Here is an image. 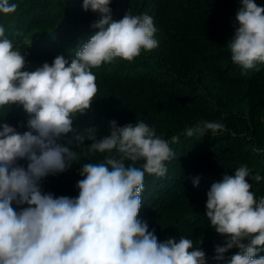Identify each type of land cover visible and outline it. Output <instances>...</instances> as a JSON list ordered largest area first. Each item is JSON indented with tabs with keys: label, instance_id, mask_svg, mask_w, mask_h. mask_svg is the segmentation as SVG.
<instances>
[{
	"label": "clouds",
	"instance_id": "clouds-1",
	"mask_svg": "<svg viewBox=\"0 0 264 264\" xmlns=\"http://www.w3.org/2000/svg\"><path fill=\"white\" fill-rule=\"evenodd\" d=\"M111 3L82 0L85 12L99 14L90 25L93 34L74 57L57 55L33 71L25 70L26 53L0 25V109L8 113L17 105L28 116L18 126L0 123V264H206L205 251L193 239L161 242L138 218L145 175L167 173L165 162L175 155L170 144L179 137L162 139L143 121L124 126L110 121L109 135L100 138L94 127L73 128L98 91L93 68L115 58L132 62L142 50L158 47L150 15L127 12L115 20ZM17 7L0 0V14L15 13ZM235 19L239 26L227 43L232 62L243 69L264 64V6L240 0ZM225 130L222 122L199 121L184 135L215 136ZM81 146L86 153L103 154L102 161L80 164L81 153L74 149ZM20 161H27L26 166ZM74 163L82 177L77 196L43 191L44 178L64 173ZM250 175L246 165L240 166L206 193L205 215L225 238L223 245H215L214 260H223L235 248L228 264H264L258 255L264 251V197L257 199L250 190ZM199 179H193L194 186ZM251 179L264 177L257 172Z\"/></svg>",
	"mask_w": 264,
	"mask_h": 264
},
{
	"label": "trees",
	"instance_id": "trees-1",
	"mask_svg": "<svg viewBox=\"0 0 264 264\" xmlns=\"http://www.w3.org/2000/svg\"><path fill=\"white\" fill-rule=\"evenodd\" d=\"M11 2L17 10L0 14V25L14 46L26 53L28 71L51 64L57 55L74 57L99 18L82 9V0ZM256 2L264 6V0ZM239 5L240 0H112L115 20L127 12L153 18L158 47L142 50L132 62L115 58L93 68L98 87L94 102L73 122L77 132L96 128L98 138L109 135L113 120L118 126L143 121L162 139L179 137L178 143L170 144L175 155L165 162L167 173L145 175L138 218L147 221L161 242L180 236L193 239L194 246L205 251L206 264H228L237 251L233 248L223 260L213 259L215 245H223L225 238L205 215L211 185L246 165L250 190L257 199L264 197V179H251L257 172L264 177V64L243 69L231 60L227 43L239 26L235 19ZM3 118L0 123L18 126L28 116L22 107L12 105L8 113L0 109ZM199 121H219L226 130L215 136H185L187 128ZM74 150L81 153L80 164L103 159V154L86 153L84 146ZM20 163L26 166L27 161ZM79 169L74 163L66 172L44 178L43 191L77 196ZM196 177L198 186L192 182ZM258 255L264 256V251Z\"/></svg>",
	"mask_w": 264,
	"mask_h": 264
}]
</instances>
